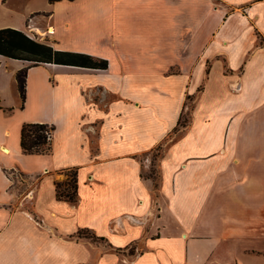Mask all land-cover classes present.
I'll return each instance as SVG.
<instances>
[{
	"label": "crops",
	"instance_id": "obj_1",
	"mask_svg": "<svg viewBox=\"0 0 264 264\" xmlns=\"http://www.w3.org/2000/svg\"><path fill=\"white\" fill-rule=\"evenodd\" d=\"M4 28L108 66H32L21 108L30 63L0 56V264H264V0H0ZM25 123L55 126L49 154L22 153Z\"/></svg>",
	"mask_w": 264,
	"mask_h": 264
},
{
	"label": "trees",
	"instance_id": "obj_2",
	"mask_svg": "<svg viewBox=\"0 0 264 264\" xmlns=\"http://www.w3.org/2000/svg\"><path fill=\"white\" fill-rule=\"evenodd\" d=\"M50 2L58 0H49ZM0 56L7 58L22 60L29 62V66H25L16 73L17 89L21 100V108H24L26 101V79L30 67L42 64H55L62 66H74L80 68L101 69L107 68L106 60L94 58L82 53H74L69 51L54 50L50 46L37 42L29 38L25 33L19 30L4 28L0 29ZM3 109V107H1ZM12 111V109H4ZM179 125L184 126L185 121ZM177 127L172 133H176ZM55 126L47 123H25L20 130V147L24 155H45L52 150V137ZM158 146L156 150H160ZM157 155V154H156ZM158 156V155H157ZM157 156L153 158L157 159ZM78 168H69L61 171L65 176L63 180H55V195L59 201L68 203H76L78 199ZM151 173H155L151 170ZM147 178H152L155 188L158 187V175L149 174ZM87 230L78 231V236L87 237ZM89 233V232H88ZM93 238H98L92 235ZM88 238V237H87ZM90 238V239H93Z\"/></svg>",
	"mask_w": 264,
	"mask_h": 264
},
{
	"label": "rangeland",
	"instance_id": "obj_3",
	"mask_svg": "<svg viewBox=\"0 0 264 264\" xmlns=\"http://www.w3.org/2000/svg\"><path fill=\"white\" fill-rule=\"evenodd\" d=\"M61 74H63L62 72H60ZM193 99L194 97H188L187 98V101H186V104L185 106H187L186 108V113L183 114L182 116V119H181V122H186L188 121V118L187 116L189 115V110H190V107L192 106V102H193ZM5 100L8 104H10L9 106L10 107H13V113H14V118L19 121V120H22V119H26V118H32L34 115H35V108L33 107V105H29L28 108H27V111L24 113H19V110L18 109H15V105H13L15 103V99L13 98V95H7L5 97ZM14 102V103H13ZM18 102V101H17ZM189 108V109H188ZM172 135V134H171ZM157 152L156 151H153V153H149V155H147L146 157H144L143 159H148L150 161V164H151V170H153L155 173H151V170L149 169V171H145L144 172V175H148V174H152V175H156V172H157V168H156V165H157V160L155 158H153L154 156H156ZM24 165V168H26V171H37L38 169L41 168V165L42 163L39 161V159H33V158H26V159H23V164ZM21 175L24 177L25 176V173L22 172V171H16V170H13V169H10V170H7L6 171V176L9 178V181H10V189L13 187L14 188H17V190L19 191L18 193L23 196V194H28L29 190L32 189V187H34L35 185V180H32L31 183L33 182V184L29 183V181H27L28 179V176H25L24 178H26V181L23 180V178H21ZM63 178V177H62ZM23 182V184H21ZM43 190L46 191V192H49V186L48 184H44L43 185ZM19 195V196H20ZM87 234V237L88 238H93V236H91V233H86ZM91 243H95L96 244H99V242L101 244H103L101 241L93 238L91 239L90 241ZM134 248V247H133ZM133 248H131V251L133 250Z\"/></svg>",
	"mask_w": 264,
	"mask_h": 264
},
{
	"label": "bare ground",
	"instance_id": "obj_4",
	"mask_svg": "<svg viewBox=\"0 0 264 264\" xmlns=\"http://www.w3.org/2000/svg\"><path fill=\"white\" fill-rule=\"evenodd\" d=\"M4 151L7 153L8 151H7V149H4Z\"/></svg>",
	"mask_w": 264,
	"mask_h": 264
}]
</instances>
